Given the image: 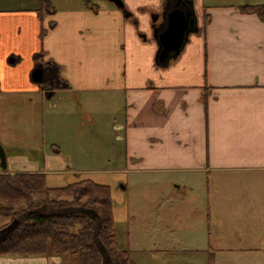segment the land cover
Returning a JSON list of instances; mask_svg holds the SVG:
<instances>
[{
	"label": "crops",
	"instance_id": "1",
	"mask_svg": "<svg viewBox=\"0 0 264 264\" xmlns=\"http://www.w3.org/2000/svg\"><path fill=\"white\" fill-rule=\"evenodd\" d=\"M191 1L198 30L166 66L156 62L154 27L164 25V12L186 10L175 0L0 7V173H41L47 187L87 178L108 185L117 241L128 208L125 186L116 184L129 170L188 174L217 207L211 216L264 222V198L257 189L260 197H247L252 181L264 189V23L241 4ZM66 93L79 96L76 104ZM56 95L63 111L48 105ZM101 157L111 166H91ZM76 262L73 255L0 256V264Z\"/></svg>",
	"mask_w": 264,
	"mask_h": 264
},
{
	"label": "rangeland",
	"instance_id": "2",
	"mask_svg": "<svg viewBox=\"0 0 264 264\" xmlns=\"http://www.w3.org/2000/svg\"><path fill=\"white\" fill-rule=\"evenodd\" d=\"M221 2L257 4L264 3V0H206L207 5ZM37 4L38 0H0L1 8H34ZM78 97H70L67 94L65 100L69 102L72 100L76 104L75 99L77 100ZM57 101L56 95L49 100L48 105L54 103L60 106L59 110L66 109L64 101L60 103ZM80 109V107L75 108L76 111ZM97 111L103 112L104 108L99 107ZM101 129L104 130L102 127ZM108 137L102 136L106 144L110 141ZM97 149L98 151L103 149L102 154L106 152L104 146L99 145ZM91 166L105 169L111 165L108 158L101 157L96 165ZM124 177L125 179L116 186L119 188L120 183L125 186L121 193L124 197L122 200L128 208V218L118 222L116 227L119 246L124 248L127 246L131 249L130 258L134 262L138 264H264V232L261 234L264 222L253 215L234 218L211 216L209 208H213L215 212L217 207L212 205V200L209 204L205 187L191 183L188 174H156L129 170ZM255 189L260 193L261 198H264V189L257 181H252L247 190L248 199L260 197L253 192ZM224 192L228 197L233 198L232 191L225 189ZM42 197L41 193L34 195L35 200H40ZM117 202L115 197L114 203ZM10 204L16 210H22L24 206L23 201ZM20 218L21 215L17 220ZM12 219L11 215L0 216V229L10 224ZM232 235L244 238L239 243L237 239L232 238ZM221 239H228L232 247L226 245L221 247V244H217ZM73 256L77 261L76 264H79L77 257Z\"/></svg>",
	"mask_w": 264,
	"mask_h": 264
},
{
	"label": "trees",
	"instance_id": "3",
	"mask_svg": "<svg viewBox=\"0 0 264 264\" xmlns=\"http://www.w3.org/2000/svg\"><path fill=\"white\" fill-rule=\"evenodd\" d=\"M41 2L45 4V0ZM238 8L243 13H255L264 23V3H244ZM204 19L207 24L210 16L206 14ZM44 33L45 30L41 34ZM38 193L43 197L35 200L34 195ZM17 201H23L22 210L10 204ZM112 203L110 187L88 178L47 187L41 173L3 171L0 173V216L11 215L15 219L21 215V218L0 239V256L70 254L77 257L79 264H138L131 260L130 250L118 244ZM70 207L92 209L96 216L65 211Z\"/></svg>",
	"mask_w": 264,
	"mask_h": 264
},
{
	"label": "water",
	"instance_id": "4",
	"mask_svg": "<svg viewBox=\"0 0 264 264\" xmlns=\"http://www.w3.org/2000/svg\"><path fill=\"white\" fill-rule=\"evenodd\" d=\"M118 7L123 6L122 0H108ZM176 5H186V10L179 7L166 11L163 14L164 25L154 27V38L156 39L158 50L156 62L161 66H166L171 59L175 58L183 49L190 33L198 30L196 15L192 7L191 0H175ZM156 18V17H155ZM155 20V19H154ZM34 79L40 80V70L34 71ZM0 166L6 168V155L0 144ZM65 211H79L81 213L96 216V212L84 207H70ZM19 217V216H18ZM17 217L10 224L0 229V239L9 234L17 225ZM102 249V248H101ZM105 264H109L108 262Z\"/></svg>",
	"mask_w": 264,
	"mask_h": 264
},
{
	"label": "flooded vegetation",
	"instance_id": "5",
	"mask_svg": "<svg viewBox=\"0 0 264 264\" xmlns=\"http://www.w3.org/2000/svg\"><path fill=\"white\" fill-rule=\"evenodd\" d=\"M155 17L157 18V15H155L154 18H155ZM156 26H157V25H156Z\"/></svg>",
	"mask_w": 264,
	"mask_h": 264
}]
</instances>
